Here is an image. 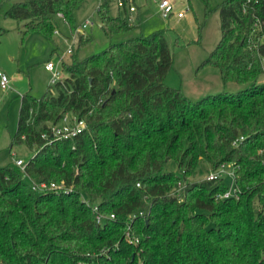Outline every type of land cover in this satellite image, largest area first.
I'll use <instances>...</instances> for the list:
<instances>
[{"label":"trees","instance_id":"16d2710c","mask_svg":"<svg viewBox=\"0 0 264 264\" xmlns=\"http://www.w3.org/2000/svg\"><path fill=\"white\" fill-rule=\"evenodd\" d=\"M86 1L15 0L5 16L23 38L52 37L58 14L74 29ZM113 2L98 8L106 33L137 28L111 14ZM219 11L222 38L204 64L248 85L237 93L195 101L167 85L174 59L157 31L83 60L74 47L66 77L41 98L21 97L11 147L38 150L24 169L0 167V264H264V0H224ZM67 113L87 127L47 143L42 135ZM200 162L234 163L237 196H219L223 177L192 180ZM61 181L73 190L32 187ZM129 228L138 243L126 240Z\"/></svg>","mask_w":264,"mask_h":264},{"label":"rangeland","instance_id":"374dc122","mask_svg":"<svg viewBox=\"0 0 264 264\" xmlns=\"http://www.w3.org/2000/svg\"><path fill=\"white\" fill-rule=\"evenodd\" d=\"M2 1L0 67L9 75L11 88H0V167L9 165L16 158L28 162L38 150V147L31 149L24 143L11 147L12 137L18 129L21 96L29 93L41 98L49 86L54 87L53 73L46 68L48 61H53L66 77L61 58L66 63L72 62L73 56L67 52L72 44L77 59L83 60L107 49L112 43L163 31L174 59L165 79L167 85L181 89L184 95L195 101L208 95L237 93L248 86L237 82L224 83L218 67L204 64L222 38L219 5L224 0H174L178 9H187L186 16L181 19L174 15L163 17L155 0H135L139 11L134 14L135 22L130 23L137 24V28L112 37L99 25L98 8L102 0H87L75 13L74 29L64 18L57 16L58 27L52 37L32 32L24 38L20 30L22 24L5 16L15 0ZM111 14L127 19L130 16L123 8L118 9L115 0ZM87 20L92 24L83 28L80 34L78 31ZM79 37L82 41L89 40L80 46ZM167 169L181 173L175 161H170ZM225 170L222 177L228 190L235 195L234 163H227ZM198 171L192 180L208 179L214 169L210 163L200 162Z\"/></svg>","mask_w":264,"mask_h":264},{"label":"built area","instance_id":"2783aa9c","mask_svg":"<svg viewBox=\"0 0 264 264\" xmlns=\"http://www.w3.org/2000/svg\"><path fill=\"white\" fill-rule=\"evenodd\" d=\"M155 2L158 4L159 10L162 13L163 17H170L174 15L177 18L181 19V18H184L187 14V9L185 8L178 9L177 4L174 0H155ZM115 4L118 7V9L121 10L123 8L126 11V13L130 15L128 17L129 22L134 21V14L138 10V6L135 0H115ZM58 16L64 18L62 13H59ZM90 24H92V22H90V20H87L84 23L83 27L78 32L81 34L82 29L86 28ZM74 47H75L74 44H72V46L68 48L67 52L69 54H72ZM61 61L64 62L63 57L61 58ZM46 68L53 73V80H52L53 83L63 78L62 72L58 70L57 65L53 61H48L46 64ZM0 86L3 89H9L11 87L9 75L6 72H4L1 68H0ZM86 127H87V124L85 120L80 119L74 113H67L58 123L54 124L51 127L50 133H44L42 137L47 141V143H50L54 139H68V138L77 136ZM243 139H244L243 136L240 137V139L236 140L234 144L238 145V143ZM15 162L22 169H24L27 163L22 158H16ZM226 166H227L226 162L222 163L217 169H214V171H212L209 174L208 179L214 180V179H219L220 177H222L223 174L226 172L225 170ZM32 187L35 191H40V192L57 191V192L68 193L73 190V187H68L65 181H61L60 183L42 182L39 184L33 182ZM183 189H184V185L183 183L180 182L178 187L175 189V193L178 195H181V192L183 191ZM219 196L222 198H230L233 196H237V189H235V195L232 191L228 190L225 194H222ZM93 210L97 213V216H96L97 222L102 224L106 216L103 215L102 213H99L97 205H93ZM141 214H143V212H141ZM111 217L114 218L115 215H112ZM134 217H136V214L132 215V218ZM126 240L131 243H138L139 241L138 238L134 237L131 234L130 228L126 232Z\"/></svg>","mask_w":264,"mask_h":264},{"label":"crops","instance_id":"0c3cea01","mask_svg":"<svg viewBox=\"0 0 264 264\" xmlns=\"http://www.w3.org/2000/svg\"><path fill=\"white\" fill-rule=\"evenodd\" d=\"M138 11H139V7H138V10H137V12H138ZM0 68H1V67H0ZM1 69H2V68H1ZM2 70H3V69H2ZM3 71H4V70H3ZM4 72H5V71H4ZM10 86H11V85H10ZM0 88H1V87H0ZM10 88H11V87H10ZM23 95H24V94H23ZM23 95H22V96H23ZM22 96H21V97H22Z\"/></svg>","mask_w":264,"mask_h":264},{"label":"water","instance_id":"95a60500","mask_svg":"<svg viewBox=\"0 0 264 264\" xmlns=\"http://www.w3.org/2000/svg\"><path fill=\"white\" fill-rule=\"evenodd\" d=\"M100 26H101V24H100Z\"/></svg>","mask_w":264,"mask_h":264}]
</instances>
